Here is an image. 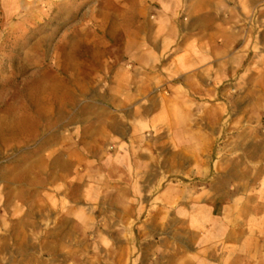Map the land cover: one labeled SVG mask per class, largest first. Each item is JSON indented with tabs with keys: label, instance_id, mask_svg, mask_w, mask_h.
Segmentation results:
<instances>
[{
	"label": "rangeland",
	"instance_id": "obj_1",
	"mask_svg": "<svg viewBox=\"0 0 264 264\" xmlns=\"http://www.w3.org/2000/svg\"><path fill=\"white\" fill-rule=\"evenodd\" d=\"M162 9L159 0H0V195L6 196L0 213L9 225L21 218L30 222L32 205L38 206L35 210L47 207L46 201L32 202L30 196L77 189L73 179L81 165L83 173L91 172L80 181L85 186L82 194L88 225L73 234L74 239L89 241L83 247L89 260L85 264H130V256L124 260L130 241L132 253L139 255L155 237L178 230L183 233L188 225L169 222L175 210L159 209L162 203L175 200L172 187L197 185L195 190H204L228 166L233 168L231 189L242 188L246 198L256 195L259 181L254 180V168H260L264 194V27L260 22L253 24L252 31L247 29V44L231 50L249 56L239 75L228 73L218 85L224 92L186 98L195 133L191 141L197 147L207 143L206 151L201 148L197 154L211 155L213 175L158 180L140 179L130 171L128 175L134 178L110 181L99 163H88L84 144L98 145L96 141L104 140L109 129L107 122L113 115L124 114L121 85L146 96L145 88L153 83L161 100L168 99L165 81L172 75L169 62L173 64L175 56L171 50L157 48L156 31L165 25L159 17ZM147 100L144 97L140 103ZM145 122L143 119L141 141L148 144L145 152L151 175L156 173V148L151 146L156 138L154 128ZM163 126L157 134V141L162 140L158 155L166 161L167 172L173 154L182 146L173 128ZM104 142L107 149L103 152L110 156L116 145L111 139ZM236 163H240V178ZM120 186L133 194L118 198L116 187ZM146 187L150 192L143 195ZM207 193L211 195V191ZM187 196L190 199L195 193ZM221 197L215 212L221 210ZM121 199L130 200L129 205L122 207ZM148 199L150 211L144 209ZM126 207L131 211H117ZM146 215L156 221L145 223ZM127 223V228L122 227ZM114 238L121 239V244L114 243ZM255 239L258 243L249 253L235 255L234 264H264V236ZM9 254L11 260L18 258L16 252ZM24 254L28 261L33 253L25 250ZM98 255L105 261L99 262Z\"/></svg>",
	"mask_w": 264,
	"mask_h": 264
},
{
	"label": "crops",
	"instance_id": "obj_2",
	"mask_svg": "<svg viewBox=\"0 0 264 264\" xmlns=\"http://www.w3.org/2000/svg\"><path fill=\"white\" fill-rule=\"evenodd\" d=\"M159 1L163 3L159 17L165 25L156 31L157 48L171 50L175 56L173 64L169 62L172 75L165 81L170 93L168 99L162 101L160 91L153 83L145 88L146 96L140 95V92H135L132 88L129 91L127 84L121 85L120 105L124 114L113 115L107 122L109 129L103 135L104 140L96 141L98 145L84 144L82 148L83 153L89 152L88 156L84 155L88 158V163L100 164L106 174V180L126 182L129 178H134L128 175L130 171L140 179L151 177L158 180L165 176H199L204 179L203 177L213 175L215 171L212 169L211 155L197 154L198 149L206 151L207 143L204 141L203 147H197L191 141L195 139V133L190 115L191 106L186 98L193 95L222 94L224 90L218 85L228 73L239 75V69L249 56L247 52L238 54L231 50L236 45L248 43L247 29L252 31L254 23L260 22L261 27H264V0ZM182 16L186 19L183 20ZM144 97L148 98L147 102L140 103ZM143 119L144 122L146 120L147 126L155 130L156 139L154 143L151 142V146L156 148V173L151 175L148 173L149 162L145 152L148 144L141 141ZM166 124L173 128L177 143L182 146L173 154L172 166H168L167 172L166 161L158 155L162 140L157 141L159 130L162 131L163 125ZM107 139H111L116 145L115 152L110 156H105L103 152L107 149L104 142ZM79 166L81 165H77L73 179L77 182V189L72 192L62 189L61 192H49L46 196H30L32 202H47L46 209L44 205H41L39 210H35L38 206H31L30 222L26 223L21 218L11 221L9 225V220L0 213V264L89 263L83 249L89 246V241L83 238L74 239L73 234L76 230H86L88 225L82 194L85 186L80 181L84 175L90 176L91 172L83 173ZM239 168L240 163H236L237 177L240 178ZM232 169L229 170L228 166L223 168L219 172L221 178L207 183L204 190H195L197 185L172 187L175 200L162 203L159 209L175 210L174 216L169 219L170 224L178 226L182 223L188 227L182 229L183 233L178 230L174 234L155 237L145 244L142 254L139 255L132 253L130 241L129 253H124V260L130 256V264H234L235 255L249 253L250 247L258 243L255 238L264 236L262 170L259 168L257 171L254 168V180L259 181V188H255V196L245 198L240 192L242 188L237 186V192L231 189ZM116 189L118 198L133 194L128 192L127 187L120 186ZM210 191L211 195L207 193ZM149 192L146 187L142 194L148 195ZM188 193H195V196L189 199ZM220 197L223 198L221 210L215 212ZM149 200L144 209L150 211ZM120 203L125 207L129 205L130 200L121 199ZM1 205H6L4 193L0 195V208ZM117 211L129 212L131 208H121ZM150 216V219L145 216V223L156 221L155 217ZM127 220L129 222L130 218ZM74 225L76 228L73 229ZM128 226L127 223L122 227ZM114 243L121 244V239L114 238ZM101 244L104 245L97 242L98 246ZM25 250L33 253L28 261L24 258ZM40 250L42 253L43 250L47 252L41 255ZM10 252H16L19 259L11 260ZM75 253L80 254L76 260ZM119 259L122 260L121 253ZM98 261L104 262L105 259L102 260L98 255Z\"/></svg>",
	"mask_w": 264,
	"mask_h": 264
}]
</instances>
